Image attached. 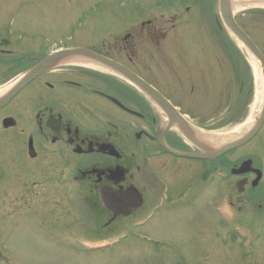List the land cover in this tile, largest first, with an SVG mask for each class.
Listing matches in <instances>:
<instances>
[{"label":"flooded vegetation","instance_id":"1","mask_svg":"<svg viewBox=\"0 0 264 264\" xmlns=\"http://www.w3.org/2000/svg\"><path fill=\"white\" fill-rule=\"evenodd\" d=\"M189 1L208 6L210 11L217 6V0H209V4ZM166 3L148 8L149 13L162 16L157 25L179 18L170 14L171 9L192 10L187 2ZM143 19L142 28L150 29L145 34L157 38L159 44L165 33L152 18ZM131 37L126 33L120 44L101 34L87 44L70 45L67 40L45 44L38 39L34 43L1 36L0 67L3 74L12 76L6 79L9 90L0 97V264H24L13 239L25 232L46 246L63 250L109 244L86 234L92 217L96 231L111 228L154 242L139 231L157 213L171 216L197 211L203 185L213 188L210 200L216 212L221 210L218 195H225L227 207H234V180L239 193L255 195L264 170L254 162L249 170L237 172L245 159L233 164L226 156L228 151L194 156L206 151L180 128L186 112L143 69ZM76 47L87 52L63 54L49 61L35 78L3 99L45 58ZM123 68L143 79L177 112L137 85ZM262 132L264 121L256 135ZM258 169L262 179L254 184ZM218 178L224 181L219 184ZM129 188L137 191L133 198L141 199L138 207L128 214L108 207L106 200L121 211L126 202L121 193ZM138 214L123 227V220Z\"/></svg>","mask_w":264,"mask_h":264},{"label":"rangeland","instance_id":"2","mask_svg":"<svg viewBox=\"0 0 264 264\" xmlns=\"http://www.w3.org/2000/svg\"><path fill=\"white\" fill-rule=\"evenodd\" d=\"M167 1L0 0V38L34 43L38 39L45 44L67 40L71 45L87 44L94 41V35L105 34L107 41L122 44L125 34L131 33L129 40L137 44L143 69H148L152 80L186 112L183 117L189 126L210 133L237 128L255 108L259 60L229 31L220 14L219 0L212 11L189 0H172L187 2L192 10L171 9L170 14L179 18L157 25L162 16L149 13L148 8ZM234 16L264 54V6L245 5L235 10ZM144 17L152 18L165 33L159 44L157 38L145 34H150V29L142 28ZM11 76L9 72L3 74L0 67V88ZM226 156L233 164L252 158L254 165L264 170V133ZM222 181L218 178L219 184ZM234 182L231 209L225 203L226 196L218 195L221 210L216 212L210 200L213 188L203 185L197 211L155 214L139 231L154 242L130 232L119 234L111 228L96 231L90 217L86 234L109 244L63 250L46 246L25 232L13 239L19 244L14 248L24 257V264H264V176L254 190L255 198L247 191L239 193ZM138 216L123 220V227Z\"/></svg>","mask_w":264,"mask_h":264},{"label":"water","instance_id":"3","mask_svg":"<svg viewBox=\"0 0 264 264\" xmlns=\"http://www.w3.org/2000/svg\"><path fill=\"white\" fill-rule=\"evenodd\" d=\"M219 10L222 16V19L224 21V23L226 24V26L228 27V29L234 34V36L243 43V45L249 49V51L259 60L263 70H264V55L262 54V52L260 51V49L258 48V46L255 44V42L252 40V38L243 30V28L238 24V22L235 19V16L233 14V12L231 11L230 5H229V0H219ZM87 52V49L85 48H73V49H69V50H65L62 52H59L57 54H54L53 56L47 57L45 58L41 63H39L38 65H36L34 68H32L30 71H28L17 83L16 85L12 88V90L3 97V99L5 98V100H7L8 98H10L16 91H18L21 87H23L27 82H29L30 80H32L33 78H35V76H37V74L42 71L47 63L55 58H57L58 56L61 55H66V54H73V53H84ZM114 64V63H113ZM119 67V66H118ZM124 69V68H123ZM125 70V71H124ZM123 71L126 74H129L130 78L137 84L139 85L142 89H144L146 92H149L151 94H154L161 103H163L167 108L177 112V110L175 109V107L169 102L167 101L164 97H162L161 95L157 96L156 92L154 91V89H152V87L150 85H148L143 79H141L139 76L135 75L134 73H130L128 70L124 69ZM153 92V93H152ZM155 92V93H154ZM264 121V99H263V105H262V111L260 113V116L257 118V121L255 123V125L252 127V129L245 135H243L242 137H240L239 139L231 142V143H227L223 146L218 147L217 149H211V148H205L204 146H201L206 153H201L198 155H194V156H203L204 157H210V156H218L222 153H225L226 151L232 150L234 148H237L243 144H245L246 142H248L250 139H252L254 137V135L258 132V130L260 129L262 123ZM182 130L187 133V134H191V129L190 127L184 122L181 126ZM252 163V161L246 160L242 163V165L240 166L239 171H243L245 170L250 164ZM260 175L256 178L255 181H258L260 179ZM137 192L136 189L134 188H129L127 191L122 192L121 193V200H125L126 202L123 204L124 206L120 209H122L121 211L116 210V208L114 206H112L110 204V202H108L107 200L105 201V203L108 205L109 208L115 210L116 213L122 212L124 214H128L131 212L132 208H136L138 207L139 203H140V197L138 198H133L134 193ZM117 196L120 198L119 194H117ZM120 200V199H119Z\"/></svg>","mask_w":264,"mask_h":264},{"label":"bare ground","instance_id":"4","mask_svg":"<svg viewBox=\"0 0 264 264\" xmlns=\"http://www.w3.org/2000/svg\"><path fill=\"white\" fill-rule=\"evenodd\" d=\"M231 11L234 13L235 10L239 9L242 6H264V0H234V4H229ZM68 58V57H66ZM257 61V60H256ZM258 69V77L256 79V94L257 100L255 101V108L250 117L239 125L237 128L230 130L224 133H210V132H199L198 141L205 148L217 149L220 146H223L227 143H231L243 135L247 134L253 127L255 120L258 117V113L262 106L263 97H264V71L259 62H256ZM10 88V85L0 88V97H2L5 92ZM168 121V117L165 116V122ZM194 135V134H193Z\"/></svg>","mask_w":264,"mask_h":264}]
</instances>
